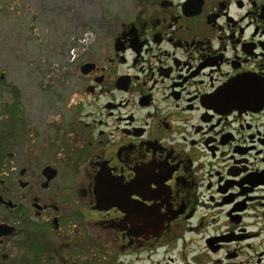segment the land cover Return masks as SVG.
I'll return each instance as SVG.
<instances>
[{
	"label": "flooded vegetation",
	"instance_id": "af4514ba",
	"mask_svg": "<svg viewBox=\"0 0 264 264\" xmlns=\"http://www.w3.org/2000/svg\"><path fill=\"white\" fill-rule=\"evenodd\" d=\"M110 29L71 60L54 160L0 148V264H207L255 234L264 0H138Z\"/></svg>",
	"mask_w": 264,
	"mask_h": 264
},
{
	"label": "rangeland",
	"instance_id": "374dc122",
	"mask_svg": "<svg viewBox=\"0 0 264 264\" xmlns=\"http://www.w3.org/2000/svg\"><path fill=\"white\" fill-rule=\"evenodd\" d=\"M137 2L0 0L1 149L10 152L14 146H21L19 150L27 146L32 161L42 164L53 159L41 154L46 142L42 139L50 121L65 122L70 112L67 105L72 95V73L76 72L71 63L74 53L95 41L107 42L110 22L121 21ZM32 135L39 139L36 141ZM257 215L255 227L250 229L254 236L237 231L214 254L200 247L203 260L207 264H264V214L259 206L254 209ZM223 222L224 219L218 225ZM191 239L189 248L194 249L203 237L193 235Z\"/></svg>",
	"mask_w": 264,
	"mask_h": 264
}]
</instances>
